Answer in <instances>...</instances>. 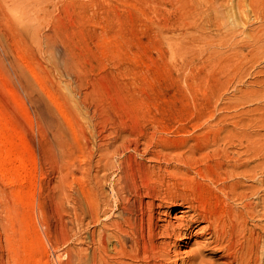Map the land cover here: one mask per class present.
Wrapping results in <instances>:
<instances>
[{
	"label": "rangeland",
	"instance_id": "374dc122",
	"mask_svg": "<svg viewBox=\"0 0 264 264\" xmlns=\"http://www.w3.org/2000/svg\"><path fill=\"white\" fill-rule=\"evenodd\" d=\"M175 1L0 0V264L66 263L78 234L85 242L113 211L118 171L108 161L154 166L165 185L184 188L192 178L213 184L176 158L247 156L259 174L243 183L264 181V0L244 12ZM240 136L251 143L246 156ZM84 137L112 153L82 161ZM175 164L179 180L165 170ZM85 183L112 210L77 233ZM165 200L160 212L173 220L179 208Z\"/></svg>",
	"mask_w": 264,
	"mask_h": 264
},
{
	"label": "bare ground",
	"instance_id": "6f19581e",
	"mask_svg": "<svg viewBox=\"0 0 264 264\" xmlns=\"http://www.w3.org/2000/svg\"><path fill=\"white\" fill-rule=\"evenodd\" d=\"M256 1L184 0L180 4L192 10H217L228 5L245 11L246 6L250 9L254 7ZM19 8L14 5L9 11L16 20H26V15ZM237 139L241 147L246 142L243 152L246 156L249 148H252L249 146L251 143L246 136ZM108 149L109 145L102 139L84 137L77 147V156L82 157V161L88 154L91 157L96 153L107 158L106 154L112 153ZM113 149V153L121 151L120 146H114ZM243 159L239 155L234 157L224 154L212 159L210 163L198 165L191 164L185 158H176L175 162L188 167L194 175L196 173L208 178L213 184L211 186L198 182V185L193 186L192 178L190 185L188 182L184 188L165 185L166 174L157 178L152 172L154 166L143 163L135 166L124 161H119L114 166L108 161V167H114L118 171L115 173L117 180L109 189L113 195V211L109 213L108 220L105 218L104 222L99 223L100 216L110 208L112 210L111 205H107L109 196L107 198L104 194L107 201L102 204L97 200L101 191L88 183L84 184L82 188L87 194L84 193L85 200L77 199L74 208L77 233L85 220L87 224L97 222L100 227L98 230H90L85 242L80 234L75 235L76 246L67 251L68 259L64 264H264V181L252 184L259 170L254 171L248 167L250 163L247 156ZM166 168L172 179L179 180L178 171L181 168L177 164L171 168V172ZM259 169L260 172L264 171V166ZM246 180L252 183H243ZM163 199H166L164 203H171L179 208L172 217L173 220L166 219L170 212H160V209L169 207L163 206ZM196 227L199 228L198 235L193 234ZM194 236L202 240L192 242L190 248L181 250L180 242L188 246ZM208 254L213 256L207 258Z\"/></svg>",
	"mask_w": 264,
	"mask_h": 264
}]
</instances>
